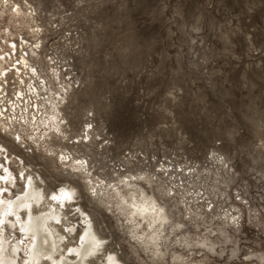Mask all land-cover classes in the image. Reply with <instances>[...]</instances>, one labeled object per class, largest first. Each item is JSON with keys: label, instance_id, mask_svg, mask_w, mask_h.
<instances>
[{"label": "rangeland", "instance_id": "obj_1", "mask_svg": "<svg viewBox=\"0 0 264 264\" xmlns=\"http://www.w3.org/2000/svg\"><path fill=\"white\" fill-rule=\"evenodd\" d=\"M13 4L24 11L18 21ZM0 7L5 125L13 129L35 105L45 114L55 106L64 119L63 133L44 128L36 145L0 132L23 161L22 177L11 164L18 186L34 174L47 193L52 184L73 187L75 204L91 212L95 233L122 264H264V0H0ZM21 55L24 81L13 74ZM49 148L85 160L99 183L145 176L137 186L155 199L162 185L169 189L158 202L166 216L158 234L126 222Z\"/></svg>", "mask_w": 264, "mask_h": 264}, {"label": "bare ground", "instance_id": "obj_2", "mask_svg": "<svg viewBox=\"0 0 264 264\" xmlns=\"http://www.w3.org/2000/svg\"><path fill=\"white\" fill-rule=\"evenodd\" d=\"M8 10L14 21H18L21 18L20 15L24 14V11L16 4L8 7ZM0 11H3L1 7ZM5 61L6 58L2 57L0 79L4 77L6 72V68L2 66V62ZM12 64H14L13 74L15 77L24 81L21 73L22 68H28L26 58L21 55L20 59L15 60ZM28 89L34 95H38L35 86L29 85ZM2 90L0 85V92ZM17 93L24 97L22 89L18 88ZM11 104L8 111L14 109L11 108L15 102L13 101ZM33 109L22 114L21 118L19 117L20 121H12L13 126L11 127L13 129H9L5 125L7 122L3 121V116H0L2 117L0 118V132L11 135L13 141L27 143L26 141L30 140L34 145L37 144L39 138H43L44 128L51 127L54 132L63 133L64 119L57 115L55 106L49 114L41 112V109H37L36 105ZM17 136L20 137L19 140L16 139ZM45 151L49 156H53L54 161L62 169L70 170L71 173H78L82 177V182L89 189L94 190L92 195L96 198L107 202L112 201L116 208L122 211L126 222L133 221L130 225L136 226L139 222H143L146 229L153 228L152 232L158 234L166 216L164 211H160L162 207L158 203L156 212H153L151 207L148 208L147 212L143 211V206L150 205L155 198L147 195L142 188H138L137 181L140 177L121 179L114 183H99L101 180L98 182L91 177V169L82 158L70 157L68 152L55 151L52 148ZM16 158L13 153H8L6 147L0 143V264H43L44 257H50L48 264H53V260L54 264H89L93 257L85 251L84 242L80 240V234L77 231L74 233V227L76 226V230L79 227L81 233L87 230L86 239L95 235L97 239L105 240L95 233L90 217L87 215L81 217L78 212H75V209L80 207L75 204L73 187L64 183L60 184L55 192L59 199L53 200V191L51 193L44 191L42 183L37 179V176L41 178L39 175H35L36 177L34 174L24 176L22 185L18 186L17 181L19 182V180L16 178L17 174L15 175L12 171L11 164L17 165L19 176L22 175L25 167L22 159ZM30 177H35V179H30ZM141 177L145 178V176ZM143 180L148 181L147 178ZM61 188H64L63 192ZM68 196H72L73 200H68ZM48 197L50 198L48 199ZM66 205H71L75 217L78 218L77 223H70L68 216L70 218L71 216L68 215V212H63L66 210ZM56 220H61L59 226L62 229L69 228L68 233H74V235L69 237L60 231L56 226ZM102 254L107 256L108 251H104ZM112 254L118 264H122L113 251ZM98 258L99 256L95 257V259Z\"/></svg>", "mask_w": 264, "mask_h": 264}, {"label": "snow or ice", "instance_id": "obj_3", "mask_svg": "<svg viewBox=\"0 0 264 264\" xmlns=\"http://www.w3.org/2000/svg\"><path fill=\"white\" fill-rule=\"evenodd\" d=\"M16 139L19 140L20 137L17 136ZM30 179H35V177H30ZM140 179H143V177H140ZM60 183H63V181H60ZM51 187H52V191L54 193L52 196V199L53 200L59 199V197L57 195H55L57 185L52 184ZM77 187H82V186L77 185ZM61 191L63 192L64 188H61ZM92 191H94V190H92ZM171 195H172L171 191L162 185L160 187V189H158V195H157L156 199L153 200L150 205L143 206V211L147 212L148 208L151 207L152 211L156 212L157 203L162 202L163 200H165L166 198H168ZM67 199L73 200V197L68 196ZM65 207H66V210L68 212V215L71 216L74 214L72 209H71V205H66ZM34 211H35V209H34ZM160 211L163 212L164 209L161 208ZM75 212H78L81 217H83L85 215H87L88 217H91V215H92L91 212L86 207H84L82 210L80 208H77V209H75ZM60 223H61V220H56V226L57 227H59ZM231 223L233 225H235L237 223V218L232 217ZM62 231L64 233H68L69 228H63ZM76 231L80 234V240L82 242H84L83 247H84L85 251L88 253V255L92 256V257L99 256V264H118L116 258L112 254V251L108 250L107 242L97 239L95 235L86 239V231L87 230H85L84 233H81L80 229L77 228ZM105 250H108L107 256L102 254ZM69 251H71V249H69ZM49 259H50V257H44L43 264H48ZM245 260H247V257L245 258ZM53 264H54V260H53ZM89 264H95V260L89 261Z\"/></svg>", "mask_w": 264, "mask_h": 264}]
</instances>
